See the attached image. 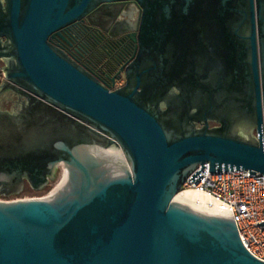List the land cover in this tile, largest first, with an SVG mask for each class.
Here are the masks:
<instances>
[{
  "label": "water",
  "instance_id": "water-1",
  "mask_svg": "<svg viewBox=\"0 0 264 264\" xmlns=\"http://www.w3.org/2000/svg\"><path fill=\"white\" fill-rule=\"evenodd\" d=\"M124 3L139 8L135 50L111 89L48 39L111 26ZM3 4L0 198L67 177L51 197L0 201V264H264L231 219L174 202L205 165L264 175V0Z\"/></svg>",
  "mask_w": 264,
  "mask_h": 264
},
{
  "label": "flooded vegetation",
  "instance_id": "flooded-vegetation-1",
  "mask_svg": "<svg viewBox=\"0 0 264 264\" xmlns=\"http://www.w3.org/2000/svg\"><path fill=\"white\" fill-rule=\"evenodd\" d=\"M0 2L2 15L4 0ZM120 7L125 15H119L111 26H104L108 27L107 30L90 25L82 19L59 30L60 35L56 34L48 39L51 45L63 51L75 64L85 68L102 85L111 89L119 88L125 82L121 68L131 60L135 50V44L129 39L128 33L136 28L139 16V8L133 3H124ZM4 42L5 39L2 38L1 47ZM5 64L0 58V83L4 79L2 68ZM12 108V102L3 106L8 112ZM209 127L214 128L217 125L209 123Z\"/></svg>",
  "mask_w": 264,
  "mask_h": 264
},
{
  "label": "built area",
  "instance_id": "built-area-1",
  "mask_svg": "<svg viewBox=\"0 0 264 264\" xmlns=\"http://www.w3.org/2000/svg\"><path fill=\"white\" fill-rule=\"evenodd\" d=\"M262 146L264 151V134ZM196 173L195 180L189 177L178 194L196 192L205 196L218 217L231 219L235 223L245 250L255 259L264 262V175L251 174L245 170L211 174L207 165L203 169L198 168ZM0 201L12 200L0 198Z\"/></svg>",
  "mask_w": 264,
  "mask_h": 264
},
{
  "label": "bare ground",
  "instance_id": "bare-ground-1",
  "mask_svg": "<svg viewBox=\"0 0 264 264\" xmlns=\"http://www.w3.org/2000/svg\"><path fill=\"white\" fill-rule=\"evenodd\" d=\"M116 151L118 150H110L107 152V154L110 155L111 157H119V153H116ZM66 177H67V169L65 167H62L60 182L49 193V195L46 198L55 195L61 189V187L64 185V181ZM174 202L184 205L204 215L219 216L217 213H215L211 204H209L208 199L205 196L198 194L196 192L180 193L174 198Z\"/></svg>",
  "mask_w": 264,
  "mask_h": 264
},
{
  "label": "rangeland",
  "instance_id": "rangeland-1",
  "mask_svg": "<svg viewBox=\"0 0 264 264\" xmlns=\"http://www.w3.org/2000/svg\"><path fill=\"white\" fill-rule=\"evenodd\" d=\"M116 153H119V156H121L120 151H116ZM61 172H62V167L60 166L57 169L55 179L51 181L47 187H45L43 190L35 192L32 191L29 187H25L23 191L16 195L12 196L9 198H1L2 200H15V199H25V198H46L49 193L57 186V184L61 180Z\"/></svg>",
  "mask_w": 264,
  "mask_h": 264
}]
</instances>
